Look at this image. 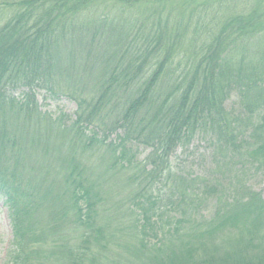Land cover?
Listing matches in <instances>:
<instances>
[{"label": "trees", "instance_id": "trees-1", "mask_svg": "<svg viewBox=\"0 0 264 264\" xmlns=\"http://www.w3.org/2000/svg\"><path fill=\"white\" fill-rule=\"evenodd\" d=\"M0 1L2 264H99L103 239L120 264H264V197L241 181L248 162L264 172V0ZM151 1L154 21L136 28L134 6ZM164 9L178 13L170 27ZM77 57L94 82L65 69ZM41 92L71 98L74 119L43 112ZM197 135L209 179L172 169ZM121 186L130 208L114 211L128 221L113 232L101 207L124 205ZM207 199L211 215L177 213Z\"/></svg>", "mask_w": 264, "mask_h": 264}, {"label": "rangeland", "instance_id": "rangeland-1", "mask_svg": "<svg viewBox=\"0 0 264 264\" xmlns=\"http://www.w3.org/2000/svg\"><path fill=\"white\" fill-rule=\"evenodd\" d=\"M127 1L131 3L132 0H127ZM242 1L243 0H241V2ZM0 3H1V1H0ZM234 3H237L239 5L240 0H237ZM245 3L253 5V8L257 7V6H255L256 0H246ZM111 5H112V3L108 4V7H110ZM156 5L157 4L154 1H151V2H148L147 4L140 2L136 6H134V8L137 9V19L141 18V20L139 19V21H137V25L135 26L136 28H138L140 26L141 21H145V20L149 21V22L154 21V18H153L154 13H151V8L155 9L157 7ZM166 9H164L160 12L158 10L157 15L159 17L166 16V19H168V27H170L173 24L171 17L176 18L178 16V13L176 11H172L170 13ZM260 9L262 11H264V7H261ZM7 12H9V8L4 9V14H6ZM164 12L166 13V15H163ZM179 16L183 17V13ZM147 25H148V23L146 24V22H145L144 25L141 26V29L147 30V28H148ZM91 32H92V29L89 31V33H91ZM111 42L114 44V46H116V42H117L116 40H112ZM127 43H129V40L127 41ZM84 61H85V63H84ZM86 64H87L86 59L83 60L82 58L77 57L76 58V65H73V67H70L71 65H69L68 66L69 68H66L67 65H64V67H65V69H70L72 78H75L78 76H83V73H84V75H87L90 78V80L92 82H94L91 79V77H93L94 79L97 78L98 77L97 72L94 73V76L87 71L88 69L87 70L85 69L83 72L82 68L88 67V66H86ZM152 70L153 69H151L150 71H152ZM80 71H81V73H80ZM70 88H72V87H70ZM38 104H39V106L43 112H48L55 117H59L60 115H63L65 117L63 119L65 122H67V121L71 122L74 119V114L76 111V104L71 98H69L67 96L63 97L62 95H60V96H58V98H55V97H53V96H51L45 92H41L38 95ZM231 107L233 110V107H235L234 102L227 104V109L231 108ZM111 139H116V135H113L111 137ZM149 151H150V149L144 150V148H139V155H138L139 159H137L138 162L143 160L148 155ZM211 157H212V149H211V146L209 144V140L203 136L197 135L192 139V141L187 146L179 147L177 149L176 154L171 159L172 169L176 173L179 172V174H181L182 176L195 177L197 179H199V178L200 179H209L210 171H213L211 169L214 168V166L216 165V164L211 162ZM225 168L227 169V167H225ZM244 168H245L244 169L245 176L243 177V180H241V181L246 185V187L251 188L252 191L261 193L262 196L264 197V172L262 170H258L257 167L255 168L252 165V162H248L247 165H244ZM242 173H243V170H242ZM30 176L32 178H35V179H36V177L39 176L37 168L33 169L30 172ZM224 177H226V170H224ZM212 178L214 181L216 178H219V177L217 175H215ZM241 181H238L237 183H239ZM214 183H215V185H219L218 180H216ZM121 184H125V183L124 182H116L115 183L113 181V183H109L108 186L112 190H115L116 188H119ZM119 190L121 192V193L119 192L120 199L123 200L122 203L124 205L116 204V201L113 202L112 199H109L108 197L104 196L103 197L104 201L102 202V207H101L102 210H105V214L104 215L100 214V217H104V218L109 219L108 224L110 226L111 231H113V232H116L117 230L122 229L125 226V222L127 223V221H128L126 219V215H127V213H126L125 215L122 214L119 222H117L114 208L118 209V211L120 213H122L123 211L128 210L130 208L128 205V200L125 199V195H127V193H125L124 187L121 186V188ZM232 196L233 195L230 194L229 197H232ZM190 209H194V210L198 211V213L200 215H208V214L211 215L215 209V203L213 200L208 201V199H207L204 202L200 201L197 205H194V206L192 205V207L187 206L186 208H184V206L181 205L179 210L177 209V213L178 214L185 213V212H188ZM168 210L169 209H167V211ZM170 213H173V212H170ZM170 213L164 214L165 218L162 220L163 225H167V221L169 220L168 216L171 215ZM174 214H175V212H174ZM175 216H176V214H175ZM233 235L234 234L232 232H227L223 235H219L218 236L219 238L216 239V243L226 245L228 243V238L232 237ZM10 241H11V228H10V224H9L7 210L4 207L2 200L0 199V264L2 263V261L4 259V256H5V253L7 251V248L9 247ZM115 242H116V238H115ZM101 244L106 247V250L98 258L97 263H99V264H120L121 262L118 260L124 254L122 252H120L116 246H114L112 244L107 245L106 241L104 239L101 241ZM223 247L225 248L226 246H223ZM230 250H231V248L229 249V251ZM112 258H115L114 262L111 261Z\"/></svg>", "mask_w": 264, "mask_h": 264}]
</instances>
